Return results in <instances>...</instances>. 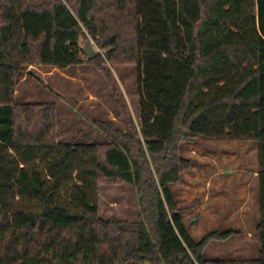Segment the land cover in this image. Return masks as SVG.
<instances>
[{
	"label": "trees",
	"instance_id": "1",
	"mask_svg": "<svg viewBox=\"0 0 264 264\" xmlns=\"http://www.w3.org/2000/svg\"><path fill=\"white\" fill-rule=\"evenodd\" d=\"M108 63L137 70L144 144L100 121L108 142L60 144L57 103L17 100L30 67L87 64L125 115ZM199 137L258 144L255 257L207 256L236 231L184 221L172 186ZM101 182L133 187L138 218L102 217ZM0 264H264V0H0Z\"/></svg>",
	"mask_w": 264,
	"mask_h": 264
},
{
	"label": "rangeland",
	"instance_id": "2",
	"mask_svg": "<svg viewBox=\"0 0 264 264\" xmlns=\"http://www.w3.org/2000/svg\"><path fill=\"white\" fill-rule=\"evenodd\" d=\"M91 42L103 53L91 37ZM113 85L126 107L117 109L112 93L93 66L83 64L68 70L30 67L17 85L19 102L54 100L58 103L57 142L60 144L106 143L94 121L112 123L144 144L140 123V83L134 66L107 65ZM58 150L55 151L56 155ZM181 180L172 186L184 221L196 241L209 233L232 229L226 241L212 240L206 254L215 258H250L260 249L257 225L260 220L258 144L254 141L196 138L182 143ZM153 173L155 170L152 166ZM211 181V185H207ZM223 182L218 188L217 183ZM64 200L66 198L64 197ZM29 205V204H28ZM27 205V206H28ZM99 213L104 218L134 220L139 216L133 187L101 182L98 187ZM35 209L34 204L28 206Z\"/></svg>",
	"mask_w": 264,
	"mask_h": 264
},
{
	"label": "water",
	"instance_id": "3",
	"mask_svg": "<svg viewBox=\"0 0 264 264\" xmlns=\"http://www.w3.org/2000/svg\"><path fill=\"white\" fill-rule=\"evenodd\" d=\"M83 51L88 60H92L96 58L99 54V51L94 47V45L91 42H87L84 45Z\"/></svg>",
	"mask_w": 264,
	"mask_h": 264
},
{
	"label": "crops",
	"instance_id": "4",
	"mask_svg": "<svg viewBox=\"0 0 264 264\" xmlns=\"http://www.w3.org/2000/svg\"><path fill=\"white\" fill-rule=\"evenodd\" d=\"M33 67H34V66H33ZM16 97H17V90H16ZM17 100H18V99H17ZM50 101H54V100H50ZM55 102H56V101H55ZM56 103H57V102H56ZM57 105H58V103H57ZM255 175L258 176V172H256ZM211 184H212L211 181H207V185H208V186H210ZM223 185H224L223 182H222V183H220V182L217 183V186H219L218 188H222Z\"/></svg>",
	"mask_w": 264,
	"mask_h": 264
}]
</instances>
